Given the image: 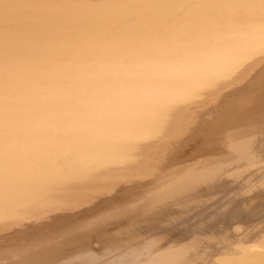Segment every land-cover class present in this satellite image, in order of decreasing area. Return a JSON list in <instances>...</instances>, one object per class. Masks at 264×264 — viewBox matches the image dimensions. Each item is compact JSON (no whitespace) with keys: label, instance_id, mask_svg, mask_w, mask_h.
Returning a JSON list of instances; mask_svg holds the SVG:
<instances>
[{"label":"bare ground","instance_id":"obj_1","mask_svg":"<svg viewBox=\"0 0 264 264\" xmlns=\"http://www.w3.org/2000/svg\"><path fill=\"white\" fill-rule=\"evenodd\" d=\"M0 264H264V0H0Z\"/></svg>","mask_w":264,"mask_h":264}]
</instances>
